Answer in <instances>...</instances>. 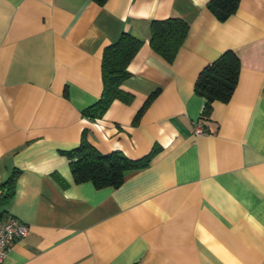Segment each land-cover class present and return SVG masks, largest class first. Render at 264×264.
I'll list each match as a JSON object with an SVG mask.
<instances>
[{
  "label": "crops",
  "instance_id": "crops-1",
  "mask_svg": "<svg viewBox=\"0 0 264 264\" xmlns=\"http://www.w3.org/2000/svg\"><path fill=\"white\" fill-rule=\"evenodd\" d=\"M207 2L0 0V181L19 171L0 218L29 229L0 264H264V0L224 20ZM171 16L189 29L167 61L150 22ZM122 31L142 39L122 83L132 99L89 119ZM228 49L237 84L202 116L194 82ZM84 131L101 153L153 157L118 187L75 182L63 151Z\"/></svg>",
  "mask_w": 264,
  "mask_h": 264
},
{
  "label": "trees",
  "instance_id": "trees-1",
  "mask_svg": "<svg viewBox=\"0 0 264 264\" xmlns=\"http://www.w3.org/2000/svg\"><path fill=\"white\" fill-rule=\"evenodd\" d=\"M103 5L106 0H93ZM240 0H208L207 8L219 19L224 20L238 7ZM189 29V23L180 16L154 19L150 22L149 44L151 50L167 61H171L182 45ZM142 44V39L129 31H122L118 38L105 45L101 54L102 90L98 99L83 109L89 119L103 116L114 100L130 102L132 95L122 88L123 81L130 75L128 64ZM240 59L236 51L225 50L216 59L207 63L199 71L194 82V91L204 98L202 116H208L214 101L226 102L230 99L238 81ZM150 94L142 109L155 97ZM82 133L79 144L63 151L68 157L70 170L75 182L90 181L95 187H118L124 176L133 170L149 165L153 150L146 155L132 159L119 150L109 153L99 152ZM18 170H13L9 177L0 181V200L10 198L14 193ZM2 212V210H0Z\"/></svg>",
  "mask_w": 264,
  "mask_h": 264
},
{
  "label": "built area",
  "instance_id": "built-area-1",
  "mask_svg": "<svg viewBox=\"0 0 264 264\" xmlns=\"http://www.w3.org/2000/svg\"><path fill=\"white\" fill-rule=\"evenodd\" d=\"M202 131L199 126L195 128L196 133ZM28 230V225L13 215L0 218V263L6 257L12 243L26 236Z\"/></svg>",
  "mask_w": 264,
  "mask_h": 264
}]
</instances>
